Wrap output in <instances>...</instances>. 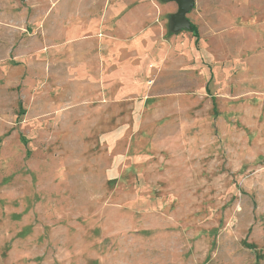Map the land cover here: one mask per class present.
<instances>
[{"label": "rangeland", "instance_id": "obj_1", "mask_svg": "<svg viewBox=\"0 0 264 264\" xmlns=\"http://www.w3.org/2000/svg\"><path fill=\"white\" fill-rule=\"evenodd\" d=\"M177 10L0 0V264H264V0Z\"/></svg>", "mask_w": 264, "mask_h": 264}, {"label": "water", "instance_id": "obj_2", "mask_svg": "<svg viewBox=\"0 0 264 264\" xmlns=\"http://www.w3.org/2000/svg\"><path fill=\"white\" fill-rule=\"evenodd\" d=\"M178 4L177 12L170 15V26L173 32L192 30L194 25L187 14L194 8L195 0H168Z\"/></svg>", "mask_w": 264, "mask_h": 264}, {"label": "trees", "instance_id": "obj_3", "mask_svg": "<svg viewBox=\"0 0 264 264\" xmlns=\"http://www.w3.org/2000/svg\"><path fill=\"white\" fill-rule=\"evenodd\" d=\"M193 31H196V28H195V27L193 28ZM21 108L23 109V107H22V106H21ZM21 112H23V111H21Z\"/></svg>", "mask_w": 264, "mask_h": 264}]
</instances>
